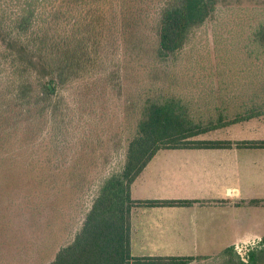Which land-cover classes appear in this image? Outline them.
I'll list each match as a JSON object with an SVG mask.
<instances>
[{
    "label": "trees",
    "instance_id": "obj_1",
    "mask_svg": "<svg viewBox=\"0 0 264 264\" xmlns=\"http://www.w3.org/2000/svg\"><path fill=\"white\" fill-rule=\"evenodd\" d=\"M254 1L0 0V264L264 263V236L246 260L233 246L131 252L136 209L225 203L133 199L158 152L264 149L210 137L264 114V81H221L202 70L217 62H200L160 85L149 69L173 64L209 24L223 53L261 63L264 0ZM47 229L59 243L45 258Z\"/></svg>",
    "mask_w": 264,
    "mask_h": 264
},
{
    "label": "crops",
    "instance_id": "obj_2",
    "mask_svg": "<svg viewBox=\"0 0 264 264\" xmlns=\"http://www.w3.org/2000/svg\"><path fill=\"white\" fill-rule=\"evenodd\" d=\"M212 135L230 142L264 140V114ZM225 175L237 178L239 184L219 182ZM131 195L136 200L225 202L136 209L131 220L134 256H207L217 252H213L215 246L222 249L254 238L259 243L264 233L248 234L244 224H239L238 209L243 207L248 219L252 201H264L256 199L264 197V149L232 145L229 149L160 151L133 183Z\"/></svg>",
    "mask_w": 264,
    "mask_h": 264
},
{
    "label": "rangeland",
    "instance_id": "obj_3",
    "mask_svg": "<svg viewBox=\"0 0 264 264\" xmlns=\"http://www.w3.org/2000/svg\"><path fill=\"white\" fill-rule=\"evenodd\" d=\"M240 6L242 7H249L252 5H255L257 2L254 0L246 1V0H240ZM238 3V4H239ZM248 5V6H247ZM213 26L211 24L201 27L197 30H195L191 36L190 39L187 42V45L184 47V49L180 52L178 55V58L176 61L173 62V64L168 65L167 67L162 66H155L152 65L150 69V72L152 73V77L150 80L157 82L160 85H163V83L166 82V78L170 82L174 81V77H182V73H184L185 76H190V69L189 64L191 63H211V62H217V64L208 65V67H215L213 70L212 68H205L207 66H204L202 70L204 71H210V72H217L218 77L221 81L223 80H239V79H251L254 80V78H258L261 81H264V57L260 61H262L259 64H255L254 62L248 61V60H238L233 59V53H223V48L220 47V45L217 44L216 36L214 34ZM218 45V46H217ZM220 49V50H219ZM264 56V54L262 55ZM207 69V70H205ZM207 76V75H206ZM204 77V76H199ZM152 81H147L148 83ZM185 81V79H183ZM140 81L138 80V83ZM172 95V94H171ZM180 97V96H179ZM218 137V135H211L210 137ZM206 138V136L204 137ZM208 138V137H207ZM229 167V165H228ZM227 168V166H226ZM219 182L225 183L228 185H234L237 186L239 184V180L237 178H233L230 175H225ZM217 182V188L220 186V183ZM256 199H264V197H257ZM252 207H249L248 212V219L247 216L244 218L243 216V207H239V220L240 225L244 224V229L247 230L248 234L259 236L258 233H264V206L262 205H251ZM247 221V222H246ZM55 229V227H54ZM240 232H243L240 230ZM54 232H52L50 229H47V231L44 234V241L41 245V253L45 258L51 256V254L54 251V247L57 243H59V238L55 235ZM261 240V239H260ZM258 240L257 238H254L253 241L250 242H239L233 245L235 251L237 254L243 259H245V256L247 252L253 248L258 247ZM220 246H215L213 248L217 250L216 253L212 255L207 256H217L219 253L226 248V246H221L222 249H219ZM220 250V251H219ZM203 250H200V252ZM188 253V252H186ZM185 256H190L191 254H184ZM219 257V256H218ZM264 264V263H262Z\"/></svg>",
    "mask_w": 264,
    "mask_h": 264
}]
</instances>
